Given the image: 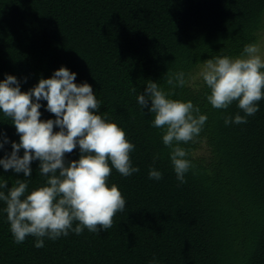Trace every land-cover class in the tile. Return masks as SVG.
<instances>
[{
  "label": "trees",
  "instance_id": "16d2710c",
  "mask_svg": "<svg viewBox=\"0 0 264 264\" xmlns=\"http://www.w3.org/2000/svg\"><path fill=\"white\" fill-rule=\"evenodd\" d=\"M263 33L264 0H0V80L14 75L27 91L61 66L77 73L75 82L92 85L102 102L98 114L135 145L130 158L140 169L108 177L126 199L111 228L45 238L42 248L31 236L14 242L0 202V264H264V100L247 123L226 126L225 117L243 112L235 102L213 108L203 81L171 90V99L191 100L208 117L203 143L181 145L193 162L183 184L163 131L151 126L154 114L136 100L150 80L169 91L167 75H195L207 59L237 57ZM11 123L0 113V131L19 142ZM5 151L10 143L0 157ZM31 167L29 192L45 179L39 161ZM150 168L163 178L149 179ZM0 176L9 187L24 178L2 168Z\"/></svg>",
  "mask_w": 264,
  "mask_h": 264
},
{
  "label": "clouds",
  "instance_id": "9594fccd",
  "mask_svg": "<svg viewBox=\"0 0 264 264\" xmlns=\"http://www.w3.org/2000/svg\"><path fill=\"white\" fill-rule=\"evenodd\" d=\"M76 77L61 66L27 91L21 90L14 75L5 74L0 80V113L11 118L19 136V142L10 141L6 131H0V150L11 144V152L0 157V168L24 177L9 187L0 176V202L6 205L3 212L17 244L31 236L36 238L34 246L42 248L45 238L55 241L85 229L96 234L107 231L126 207L119 186L110 185L108 177L113 169L123 177L140 171L130 158L135 145L125 130L98 114L102 102L92 85L78 84ZM197 79L210 90L206 99L213 108L228 109L235 102L243 112L225 117L226 126L247 123L264 100V39L246 44L237 57L220 55L203 61L195 75L184 70L167 75L169 91L150 80L137 95L141 110L154 114L151 126L164 133L162 142L171 149V164L181 184L193 167L189 150L181 145L203 143L200 135L208 117L191 100L170 95L177 87L195 86ZM42 107L55 119H41ZM75 149L79 159L69 160L67 154ZM33 161H39V174L45 179L29 192ZM162 178L161 171L150 168L149 179Z\"/></svg>",
  "mask_w": 264,
  "mask_h": 264
},
{
  "label": "rangeland",
  "instance_id": "374dc122",
  "mask_svg": "<svg viewBox=\"0 0 264 264\" xmlns=\"http://www.w3.org/2000/svg\"><path fill=\"white\" fill-rule=\"evenodd\" d=\"M261 39H264V33H263V35H262V38ZM202 80H200V79H197L195 82H201Z\"/></svg>",
  "mask_w": 264,
  "mask_h": 264
}]
</instances>
